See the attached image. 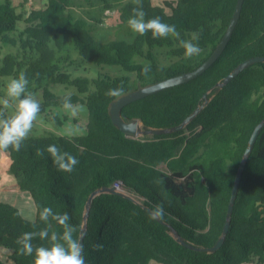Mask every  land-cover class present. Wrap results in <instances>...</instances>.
Instances as JSON below:
<instances>
[{
  "label": "trees",
  "instance_id": "trees-1",
  "mask_svg": "<svg viewBox=\"0 0 264 264\" xmlns=\"http://www.w3.org/2000/svg\"><path fill=\"white\" fill-rule=\"evenodd\" d=\"M103 1L105 9L121 7L122 25H127L137 7L133 1ZM237 1H165L169 12L153 0H142L146 18L159 16L176 25L182 39L199 34L201 53L185 58L184 49L171 36L153 39L149 32L136 34L132 40L102 41L89 22L71 11L72 0H48L43 8L24 15L12 0H4L0 5V41L18 46V50L2 58L0 76L17 77L23 71L29 86L35 84L44 91L41 112L62 106V99L70 95L74 105L87 106L89 120L84 135L47 133L25 140L19 152H5L16 186L30 193L37 214L35 220H29L17 206L0 202V264H34V255L19 254L16 241L25 232L46 227L39 219L43 207L69 213L70 223L77 228L74 236L80 238L89 197L116 182L151 210L163 204L164 223L123 196L107 193L96 197L84 245L86 264H149L150 260L158 264H264V129L247 163L223 247L215 253L192 249L175 236L176 232L197 248L213 247L222 236L238 169L256 126L264 119V62L245 69L219 93L212 89L241 63L264 57V0H245L226 50L203 75L122 111L127 121L140 119L148 128L167 129L183 123L209 99L184 130L129 138L114 125L109 112L111 103L120 97L106 95L121 84L127 94L199 68L223 39ZM22 21L26 27L19 33L18 44L12 33ZM158 48L166 49L168 64H162L161 54L155 51ZM72 50L78 54L75 63ZM83 63L122 68L129 74L115 71L114 76H75ZM147 65L151 71L145 76L142 69ZM57 84L75 87L77 93L57 95L50 88ZM50 144L77 157L79 164L71 173L58 170L47 151L36 156L37 149ZM50 223L51 231L62 234L60 225ZM97 243L103 244L102 250L94 249ZM33 244L48 246L49 241L36 238ZM3 249L12 252L4 257Z\"/></svg>",
  "mask_w": 264,
  "mask_h": 264
},
{
  "label": "clouds",
  "instance_id": "clouds-1",
  "mask_svg": "<svg viewBox=\"0 0 264 264\" xmlns=\"http://www.w3.org/2000/svg\"><path fill=\"white\" fill-rule=\"evenodd\" d=\"M133 2L137 7L132 9L127 24L134 33L143 36L151 32L153 39L174 37L179 46L184 49L185 58H191L201 53L198 33H192L190 39H182L176 25L163 22L159 16L146 18L147 13L143 9L142 0H133ZM142 71L147 76L151 71L150 65L145 66ZM28 85L29 80L26 73L21 71L17 77L8 79L5 94L0 97V152H7L10 149L19 152L41 114V103L36 95L28 90ZM124 94L122 84L109 89L106 93L110 97H121ZM61 104L62 108L73 117L82 110V106L74 105L71 102L70 95H66ZM7 110H12L11 115L6 114ZM76 131H79V128ZM45 151L50 154L54 165L62 172L71 173L79 164L75 155L62 151L56 144H50L46 149H37L35 154L42 157ZM156 183H163V181L157 180ZM150 215L153 218L162 219L165 215L163 204L155 205ZM39 219L46 224V227L39 231L25 232L18 237L16 243L20 246V255H34V264H86L82 237L74 236L77 228L70 223L69 213L59 214L55 213L51 207H43L39 212ZM50 220L62 227V234L51 231ZM36 238L41 241H49V245H34L33 240ZM93 247L96 250H102L103 244L97 243ZM149 264H155V262L150 260Z\"/></svg>",
  "mask_w": 264,
  "mask_h": 264
},
{
  "label": "rangeland",
  "instance_id": "rangeland-1",
  "mask_svg": "<svg viewBox=\"0 0 264 264\" xmlns=\"http://www.w3.org/2000/svg\"><path fill=\"white\" fill-rule=\"evenodd\" d=\"M133 0H123V2H128ZM165 1H174V0H153V4L156 6H165ZM24 0H12V5L17 8L18 13H22L23 15L30 12L31 10H36L43 8L48 0H28L25 6H22ZM72 8L71 11L75 14L77 18H83L85 21L90 23L91 30L96 35L97 38L102 41H108L117 38H127L134 39L136 33H134L127 25H122L120 20V6H116L112 9H105V4L103 0H72ZM4 3V0H0V5ZM167 11L170 12L167 7ZM96 18H101L102 23L96 24ZM26 27V23L24 21L19 22L18 31L12 33V36L18 39L19 44V33L24 30ZM0 47L2 50V56L0 57V66L3 62V57L8 53L17 52L18 46L14 47L10 44H3L0 41ZM157 53L161 54V62L162 64H168L170 60L166 58V49L158 48L155 50ZM164 54V55H163ZM62 56V55H60ZM78 54L74 50L71 52V60L77 62ZM64 65V64H63ZM82 68L75 72V76H85L90 78H96L98 75H110L117 74L120 71V75H127L129 73L125 72L122 68L118 69L111 66L98 67L94 66L90 63L81 64ZM72 71L75 69L69 68ZM118 69V70H117ZM14 76L1 77L0 76V97L4 96L6 91V84L8 79ZM135 78L134 76H132ZM51 90L57 95H65L68 93H77V89L75 87H68L66 85L57 84L51 85ZM28 90L33 92L37 99L42 102L44 100V91L42 88H39L37 85L32 84L28 85ZM82 106V110L78 113L77 116L73 117L67 111H65L62 106H52L46 108L44 112H41L37 122L34 124L33 130L30 133V137H38L43 136L47 133H54L59 136L66 137H74L81 136L87 132V123L89 120V111L85 104H78ZM12 110H7L6 114L11 115ZM79 128V131L76 129ZM10 159L7 153L0 152V202H7L9 200H19L18 195L15 194L13 197V192H11L16 187L17 194L25 195L26 199H28L29 207L36 206L34 202H32L31 196L29 197V192L21 191L17 186L11 188L9 180L11 177L13 179L14 176L9 171ZM166 168V166H163ZM9 194L10 196H6ZM27 195V196H26ZM13 198V199H12ZM32 200V201H31ZM20 202L22 205H26L25 198L20 197ZM8 203V202H7ZM19 208V207H18ZM20 209V208H19ZM12 251L8 249L2 250V256L8 257ZM155 264H157L155 262Z\"/></svg>",
  "mask_w": 264,
  "mask_h": 264
},
{
  "label": "water",
  "instance_id": "water-1",
  "mask_svg": "<svg viewBox=\"0 0 264 264\" xmlns=\"http://www.w3.org/2000/svg\"><path fill=\"white\" fill-rule=\"evenodd\" d=\"M244 3H245V0H238L237 1V5H236V9H235L233 18L231 20V23H230L223 39L221 40V42L219 43V45L217 46L216 50L211 55V57L207 61H205L199 68H197L194 71L186 72L184 74L174 76V77L165 79L163 81H160V82H157V83H154L151 85H147L144 87L139 86L137 90L132 91L130 93H127V94L121 96L120 98H118L117 100L113 101L110 105L109 112H110V116L112 118L114 125L119 130H121L127 137L132 138V139H140V138H142L144 136H148V135L151 136V135H163V134H169V133H176V132L184 130L192 121H194L199 116V114L206 108V106L210 103L209 99L205 100V102L201 106H199L194 113H192L190 116H188L184 120L183 123H181L178 126L167 128V129L148 128L140 119H131V120L127 121L124 119V117L122 115V111L126 106H128L134 102H137L139 100H142V99L147 98L149 96H152L154 94L160 93L162 91L168 90L170 88L180 86V85L186 84L190 81H193L194 79L203 75L208 69H210L218 61V59L222 56V54L226 50V48H227V46H228V44H229V42L233 36L238 24H239V21L241 19V14L243 11ZM258 62H264V57L251 58V59L241 63L230 74H228L222 82H219L212 90H215L217 93H219L231 81H233L237 76H239L245 69L249 68L250 66H252L253 64L258 63ZM211 91H209L208 93L205 94V98H207V96L209 95V93ZM263 129H264V119L256 126V128H255V130H254V132L250 138L249 145L245 151L241 165L238 169L236 179H235V183H234L233 190H232V195H231L229 207H228L227 219H226V222L224 225V230H223L222 236L220 237L217 244L213 247H210V248H197L194 245L187 242L185 239H183L181 236H179L175 232V236H176L177 240L182 245L189 247V248H192V249L205 250V251H208L210 253H215L223 247V245L226 241L227 235H228L230 228H231L235 203H236V200H237L238 195H239V191H240L241 183L243 180L244 172H245L246 167H247V163H248L249 158H250V156H251V154L255 148V145L257 143L259 135L261 134ZM107 193L117 194V195L123 196L127 199H130L131 201L142 205L146 210L151 212V209L148 206H145L139 200H137L136 197H134L133 195H131V194H129L123 190L122 191L117 190L114 186L113 187H104V188L96 190L89 197V200L86 204V210H85V214H84V223H83L81 233H80V238L82 237L83 247L85 245V239H86L87 232H88L89 218H90V213H91V209H92L94 199L96 197L102 195V194H107ZM157 219L160 222L164 223V221L162 219H160V218H157Z\"/></svg>",
  "mask_w": 264,
  "mask_h": 264
},
{
  "label": "crops",
  "instance_id": "crops-1",
  "mask_svg": "<svg viewBox=\"0 0 264 264\" xmlns=\"http://www.w3.org/2000/svg\"><path fill=\"white\" fill-rule=\"evenodd\" d=\"M9 183H11V185H10V187L11 188H14V186H16V183H15V179H13L12 177H11V179L9 180ZM16 187H15V189H13L11 192H13L14 194H13V197L15 196V194L16 195H18V196H20V197H22V198H25V200H26V205H22L21 204V202H20V197H19V200H14L13 198V200H9V201H7L8 203H11V204H13V205H15V206H17V207H19L20 208V210H21V212L23 213V215L27 218V219H29V220H35L36 219V214H37V210L34 208V207H29V205L30 204H27L28 203V199H26V197H25V195H23V194H17V192H16ZM30 194V193H29ZM6 196H10L9 194H7ZM27 196V195H26ZM31 195H29V197H30ZM32 198V197H31ZM33 200V199H32ZM31 200V201H32ZM32 202H34V201H32ZM158 264V263H157Z\"/></svg>",
  "mask_w": 264,
  "mask_h": 264
},
{
  "label": "built area",
  "instance_id": "built-area-1",
  "mask_svg": "<svg viewBox=\"0 0 264 264\" xmlns=\"http://www.w3.org/2000/svg\"><path fill=\"white\" fill-rule=\"evenodd\" d=\"M114 187H115L117 190H123V189H122V185H121L120 182H116V183L114 184Z\"/></svg>",
  "mask_w": 264,
  "mask_h": 264
}]
</instances>
